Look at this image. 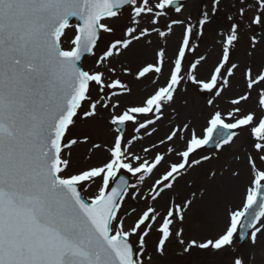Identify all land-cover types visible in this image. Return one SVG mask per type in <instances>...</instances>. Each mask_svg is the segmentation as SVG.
Wrapping results in <instances>:
<instances>
[{"label":"snow or ice","instance_id":"obj_1","mask_svg":"<svg viewBox=\"0 0 264 264\" xmlns=\"http://www.w3.org/2000/svg\"><path fill=\"white\" fill-rule=\"evenodd\" d=\"M186 7V0H0V264H159L170 246L181 257L211 256L213 264H257L264 236V64L241 69L232 54L242 38L249 58L264 54V0H209L195 22ZM119 19L125 20L122 36L97 55L101 33L113 34L111 23ZM177 27L181 35L171 57L157 44L151 61L120 68L123 76L154 86L139 102L122 105L133 88L112 59L134 43L152 45L153 35L167 42ZM209 28L220 52L209 75L200 78L207 57L190 62L187 54ZM86 55L96 57L90 68L81 62ZM237 71L244 91L229 98L225 112L215 102ZM188 84L211 96L200 130L190 120L174 123L158 142L141 148L144 155L134 151V142L157 133L167 110L175 121L173 105ZM253 93L254 107L245 109ZM93 120L111 136L107 144L91 143L104 158L71 170L73 146L90 142L74 129ZM129 127L139 135L128 138ZM244 132L251 152L244 158L249 186L242 204L225 208L224 226L215 235L186 233L188 213L208 189L179 201L169 196L163 210L155 202ZM209 144L215 155L202 154ZM208 171L214 181L217 172ZM125 173L141 183L156 178L145 194ZM231 175L239 178L240 171ZM127 199L143 204L122 214ZM245 240L247 250L238 251L237 242Z\"/></svg>","mask_w":264,"mask_h":264},{"label":"rangeland","instance_id":"obj_2","mask_svg":"<svg viewBox=\"0 0 264 264\" xmlns=\"http://www.w3.org/2000/svg\"><path fill=\"white\" fill-rule=\"evenodd\" d=\"M186 4L187 7L185 9V15L191 14L193 22H195L199 12L209 6V1L186 0ZM225 4H227V0H225ZM173 15L175 14L173 13ZM161 23L163 24L164 21H162ZM124 24V19L114 20L111 23V26L115 30L114 33L111 35L102 33L101 41L96 50L97 55L102 53V51L107 47L111 40L122 36L121 29ZM68 34L69 36H71L73 34V30H69ZM180 35L181 30L179 27H177L174 34L167 38V41L170 40L171 42L168 52L169 57L172 56L179 41ZM150 39L153 41L152 45H149L147 47L146 43H134V45L129 50L125 51L122 56L114 57L112 59V63L116 66L118 74L121 75L122 79L128 81L133 88V93L131 96L121 98L122 105L139 102L144 96L150 93L154 87L149 79L143 80L142 82H136L133 77H125L119 71L122 66H126L131 68L132 70H135L145 61H151L153 59V49L157 47V44L159 45V47L164 48V44L167 43L164 39H160L155 35L150 37ZM193 44L196 46V49L194 52H189L187 54V59L190 62H194V60L199 58L200 55H204L205 57H207V61L204 62L202 66H199L198 72L200 78H206L212 70L219 56L220 49L217 43V34L213 28H209L202 38L197 37L196 39H194ZM65 47H68L67 40L65 41ZM247 51V42L242 38L239 45L232 54L233 60L240 63L241 69H243L245 64H251L256 68H259L262 64H264V54H261L258 51L253 57L249 58L246 54ZM95 59L96 57L87 59L84 62L83 66L85 68L92 67ZM165 71H167V69H165ZM236 76V78L233 79V82H235L236 84L231 88H228L224 92L223 97L217 99L215 102L216 106L222 111L226 112L231 108V105L228 102L229 98L238 96L244 91V83L241 72L237 71ZM160 82L162 83L163 80L161 79ZM184 87L187 88V91L185 92L182 90L177 95V101L173 105L176 115L175 121L167 118L169 116V113L171 112V109L167 110L165 113L166 119L157 125L158 131L156 135L159 134V136H157L156 142H158L160 138L165 136L169 128L173 126L174 123L190 120L192 122V125L197 129V131H199L200 127L205 122V117L211 111V109L207 107V100L211 98L210 94L201 92L195 89L190 84L185 85ZM253 99L254 107L255 95L253 96ZM249 103L242 106L245 109H250L251 106L249 105ZM74 134H87L90 137V142L88 144L82 143L73 146V148L71 149V170H76L92 164H97L104 158L103 157L102 159L98 160L97 157H95V154L99 152H97L95 149H91L92 142L101 144H107L108 142H110L111 136L107 131V126L102 121L93 120L88 122H78L77 128L74 129ZM127 135L128 138H131L136 134L133 132L132 128L129 127ZM153 139L145 136L143 140L134 142L133 150L138 154L144 155L141 152V148L143 146L151 145V140ZM93 150L95 151L93 158L91 160L87 159L88 155ZM159 150L164 151V146H161ZM216 152L217 150L207 153L215 155ZM248 152H251L250 140L248 134L244 132L241 133V135L237 138L234 145H232L231 147L225 146V149L219 152L218 159H214L209 163H205L202 167H197L189 171V173L179 181L176 189H174L171 193H165L162 199H159L157 202H155V206L159 210H163L164 206L169 200V196H175V198L179 201L185 196L191 198V193L193 191H202L203 189L207 188V196L203 200H198L196 205L188 213L185 230L186 233H191L196 236L215 235L224 226L225 208H236L242 204L244 190L247 186H249V174L247 182H240L241 188L236 189V182L238 181V178H234L231 175V172L233 169H238L240 171V175H242V167L244 168V166H247L244 158L245 154ZM236 157H239L240 159L237 160ZM229 162H231L232 164L231 169ZM257 164L259 166V161H257ZM224 166L225 169H223ZM209 169L215 170L217 172V177L214 181L209 180ZM162 172L163 168H161L160 172L156 175L158 176ZM155 178L156 176H153L151 179L146 178V181L144 183L139 182L137 179H131V183H138L140 190L146 194L148 192L149 186ZM185 182H187L188 186H185ZM89 194L90 193H84L86 197ZM142 204V201H133L131 199H127L121 209V213L126 214L133 207H137L139 209ZM133 219L134 216L126 217V222L131 223ZM154 240L155 233H153L152 237L149 239V254H151V246ZM237 250L240 251L238 247ZM244 250H247V245L242 248L241 251ZM256 256L257 264H261V257L264 256V236H261L259 238L256 248ZM214 259L215 258L211 256H205L199 253H193V255L190 257H181L177 255L176 249L170 246L167 256L160 260L159 264H213Z\"/></svg>","mask_w":264,"mask_h":264},{"label":"bare ground","instance_id":"obj_3","mask_svg":"<svg viewBox=\"0 0 264 264\" xmlns=\"http://www.w3.org/2000/svg\"><path fill=\"white\" fill-rule=\"evenodd\" d=\"M240 184H241V183L237 182V184H236V189L240 187Z\"/></svg>","mask_w":264,"mask_h":264},{"label":"water","instance_id":"obj_4","mask_svg":"<svg viewBox=\"0 0 264 264\" xmlns=\"http://www.w3.org/2000/svg\"><path fill=\"white\" fill-rule=\"evenodd\" d=\"M83 58V57H82Z\"/></svg>","mask_w":264,"mask_h":264}]
</instances>
